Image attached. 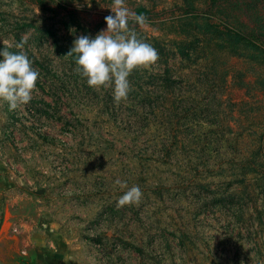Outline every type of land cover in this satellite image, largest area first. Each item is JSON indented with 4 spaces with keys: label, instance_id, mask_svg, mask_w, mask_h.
<instances>
[{
    "label": "rangeland",
    "instance_id": "rangeland-1",
    "mask_svg": "<svg viewBox=\"0 0 264 264\" xmlns=\"http://www.w3.org/2000/svg\"><path fill=\"white\" fill-rule=\"evenodd\" d=\"M189 1L192 8L184 0L148 3L156 2L161 14L155 25L138 26L137 32L160 38L164 51L158 54H264V0ZM112 5L67 4L72 11L84 8L77 11L79 30L64 26L63 0H0V49L23 51L40 73L27 104L9 110L0 100V223L33 229L69 264H264V138L259 137L264 135V65L216 56L230 72L224 99L236 105L217 123L221 128L234 116L233 139L223 145L229 177L219 191L209 190L223 195L222 204L202 209L212 193L197 186L198 178L186 177L181 202L143 201L157 191L164 170L150 169L152 182L136 181L137 167L128 166L127 158L133 154L132 134L140 132L128 131L127 105L117 103L121 109L114 111L106 97L112 98L113 85L90 87L75 71L76 54L66 56L78 36L94 37L107 28L104 18L113 13ZM191 16L192 21L184 19ZM194 33L199 40L185 43ZM219 40L243 47L225 48ZM236 73L244 88L237 86ZM235 166L239 176L232 181ZM133 186L141 189V200L119 206ZM122 216L127 217L122 221Z\"/></svg>",
    "mask_w": 264,
    "mask_h": 264
},
{
    "label": "trees",
    "instance_id": "trees-1",
    "mask_svg": "<svg viewBox=\"0 0 264 264\" xmlns=\"http://www.w3.org/2000/svg\"><path fill=\"white\" fill-rule=\"evenodd\" d=\"M68 1L67 3V0H63V24L67 29L76 26V29L80 30L82 20L78 12H83L84 8L68 10L67 4L76 0ZM102 1L113 4V0ZM184 2L187 3V7H193L189 0H184ZM124 3L132 7L128 30L135 32L136 29L137 37L151 44L157 53H160L162 48L159 37H150L137 32L138 26L156 24L155 21L161 14V11L156 10L158 4L154 2L153 6L149 7L150 0H124ZM88 14L91 13L88 12ZM109 15H114V13ZM135 16H143L144 22L138 23ZM184 19L192 21V16ZM104 23H106L105 20ZM199 37V34L194 33L186 35L184 40L185 43H192V41L199 40ZM216 41L214 39V42ZM219 41L224 43L225 48L229 46L232 50L233 46L237 50L243 47V44L239 42ZM70 44L73 43L70 42ZM72 47L69 45L66 48L67 52ZM191 53L158 54L155 62L145 66L147 70L141 73L133 70L130 74L131 98L117 102L114 99L113 87L110 91L112 98L106 96L109 99L107 105L112 103L111 108L114 111L116 109L120 111L121 107H117L116 104L124 101L129 109V115L126 118L128 131L135 132L134 130L138 129L140 132L139 134L131 133L133 140L129 148L133 154L127 158L128 166L137 167L138 180L136 181L139 183L152 182L149 170L156 171L159 168L164 170L162 175L156 173L159 177L157 191L145 195L143 201L152 197L158 204H164L168 199H178V202H181L180 199L183 196L180 190L182 184L186 183V179L198 178L197 186L209 191L213 186L218 189L221 185L222 189L225 179L229 177L225 174L227 170L223 166L225 164L223 145L225 141L233 139L231 136L235 131L230 123L234 120V116L231 121L226 119V125L221 128L217 123L220 114H229L227 107L236 105L224 99L227 93L226 79L230 72L225 65L217 64L216 58L236 57L255 65H264V54ZM233 78L238 79L239 88L245 87L242 75L236 73ZM231 115L232 112H230V117ZM213 127L216 130L220 128V132L216 130L213 132L211 130ZM259 137L262 141L264 135ZM199 167H202L204 175L198 172V170L201 171ZM231 175L232 181H237L239 172L236 166L232 169ZM210 193H212L211 197L204 199L205 203L201 207L204 210L208 209V204L216 208L222 204L223 195L217 196L216 191ZM194 197L197 198V204L202 203L203 200L199 195ZM210 214L213 215L212 212ZM126 217L122 216V221ZM204 217L209 216L206 214ZM225 243H229V240Z\"/></svg>",
    "mask_w": 264,
    "mask_h": 264
},
{
    "label": "clouds",
    "instance_id": "clouds-1",
    "mask_svg": "<svg viewBox=\"0 0 264 264\" xmlns=\"http://www.w3.org/2000/svg\"><path fill=\"white\" fill-rule=\"evenodd\" d=\"M114 15L105 17L107 28L94 37L80 35L66 55L76 54L75 71L90 87L113 85L114 99L126 100L132 90L129 76L140 66H148L158 59L157 50L149 43L139 39L135 32L128 30L130 13L124 0H113L111 8ZM138 23L144 22L143 16H135ZM22 48L23 44L16 45ZM0 100L7 102L9 110L32 99V92L40 76L33 62L23 52L0 49ZM125 186V182L115 181ZM142 191L139 186L129 188L118 200V205L139 202Z\"/></svg>",
    "mask_w": 264,
    "mask_h": 264
},
{
    "label": "crops",
    "instance_id": "crops-1",
    "mask_svg": "<svg viewBox=\"0 0 264 264\" xmlns=\"http://www.w3.org/2000/svg\"><path fill=\"white\" fill-rule=\"evenodd\" d=\"M31 228L0 223V264H69L63 252L45 245Z\"/></svg>",
    "mask_w": 264,
    "mask_h": 264
}]
</instances>
